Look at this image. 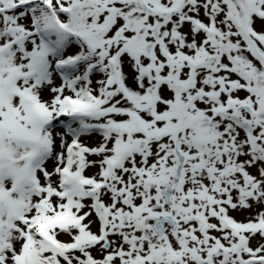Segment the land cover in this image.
Masks as SVG:
<instances>
[{"label": "snow or ice", "instance_id": "obj_1", "mask_svg": "<svg viewBox=\"0 0 264 264\" xmlns=\"http://www.w3.org/2000/svg\"><path fill=\"white\" fill-rule=\"evenodd\" d=\"M0 264H264V0H0Z\"/></svg>", "mask_w": 264, "mask_h": 264}]
</instances>
